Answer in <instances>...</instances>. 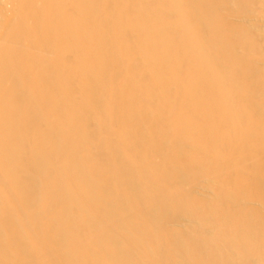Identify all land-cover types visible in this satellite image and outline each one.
Segmentation results:
<instances>
[{"label": "bare ground", "instance_id": "1", "mask_svg": "<svg viewBox=\"0 0 264 264\" xmlns=\"http://www.w3.org/2000/svg\"><path fill=\"white\" fill-rule=\"evenodd\" d=\"M0 264H264V0H0Z\"/></svg>", "mask_w": 264, "mask_h": 264}]
</instances>
